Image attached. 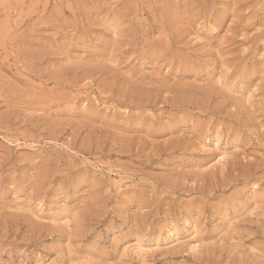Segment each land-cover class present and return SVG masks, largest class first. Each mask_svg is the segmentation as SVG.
Wrapping results in <instances>:
<instances>
[{
	"label": "rangeland",
	"instance_id": "1",
	"mask_svg": "<svg viewBox=\"0 0 264 264\" xmlns=\"http://www.w3.org/2000/svg\"><path fill=\"white\" fill-rule=\"evenodd\" d=\"M0 264H264V0H0Z\"/></svg>",
	"mask_w": 264,
	"mask_h": 264
}]
</instances>
